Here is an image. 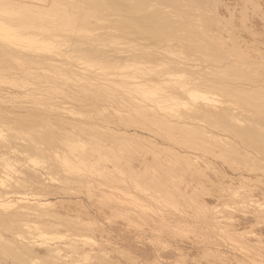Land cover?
Here are the masks:
<instances>
[{"label": "bare ground", "instance_id": "1", "mask_svg": "<svg viewBox=\"0 0 264 264\" xmlns=\"http://www.w3.org/2000/svg\"><path fill=\"white\" fill-rule=\"evenodd\" d=\"M243 2L236 11L226 0H0V84L10 85L0 87L2 257L124 264L103 255L112 228L98 223L120 218L113 230L142 232L157 250L122 245L147 264H264V0ZM248 16L260 42L235 30ZM111 68L133 71L96 74ZM102 102L128 114L109 117L103 134ZM46 177L81 184L86 204L64 201ZM217 185L241 189L242 209L207 200ZM125 187L138 196L113 191Z\"/></svg>", "mask_w": 264, "mask_h": 264}, {"label": "rangeland", "instance_id": "2", "mask_svg": "<svg viewBox=\"0 0 264 264\" xmlns=\"http://www.w3.org/2000/svg\"><path fill=\"white\" fill-rule=\"evenodd\" d=\"M63 3H65V4H74V0H61ZM227 2H229L230 1V3H236L235 4V8L237 9L236 11H239L241 8H242V6H243V0H237V2H236V0H226ZM234 1V2H233ZM239 2V3H238ZM224 3H226L225 1H224ZM261 3V2H260ZM260 3H259V10H257V11H255V13L256 12H262L263 11V7H264V2H262L261 3V5L263 4V7L260 5ZM75 4H77V5H75L76 7H77V9L79 8L78 6L80 5L79 3H75ZM240 7V8H239ZM59 8H62V7H59ZM59 8H57V7H55L54 8V10L56 9H59ZM220 9H222V7L220 8ZM223 9H224V7H223ZM262 9V10H261ZM71 10H72V8H71ZM79 10V9H78ZM78 10H76L75 9V11H78ZM219 10V9H218ZM74 11V10H73ZM248 12H250V10H248ZM258 12V13H259ZM92 13V12H91ZM258 13H256V14H258ZM262 13H264V11L262 12ZM251 19H250V18ZM248 18L251 20H249V21H247L246 22V24H245V26H243L241 23H238V25L236 26V28H235V30H236V32H240L241 33V30H242V35H245V37H247V38H249L248 37V33L249 34H251V37L252 38H250V39H248V40H253V38L255 37V40H257V42H260V38L258 37V36H256L255 34L254 35H252V33L250 32V30H249V27H250V25H251V22H253L254 20H256L257 19V16H248ZM253 18V19H252ZM93 20V19H92ZM91 22V21H90ZM94 21H92V23H93ZM249 24V25H248ZM255 25V24H254ZM253 25V26H254ZM238 27H239V30H238ZM240 27H241V29H240ZM248 27V28H247ZM245 28V29H244ZM247 28V29H246ZM245 30V32H244V30ZM115 30H112L110 33H113ZM247 31V32H246ZM239 33V34H240ZM244 33V34H243ZM246 34H247V36H246ZM254 36V37H253ZM258 37V38H257ZM261 39H263V38H261ZM81 67V66H80ZM129 71H133V69L132 68H130V69H123V68H120V69H115V68H111V69H103V70H101V71H96V74L98 75V77L99 78H101L102 79V81L104 82V80H110V79H119L120 77L119 76H117V74H122V73H128ZM118 72H120V73H118ZM136 77H138V75L136 76ZM1 82V81H0ZM3 83V82H2ZM1 83V84H2ZM0 84V87L1 88H9L10 87V85H9V87L7 86V82H4L3 84H6V86L4 85V87H3V84L1 85ZM69 84V83H68ZM71 85V84H70ZM75 85L76 84H73V85H71V88L74 86V88H75ZM63 87V89H66L67 91H69V90H71V89H68V88H64V86H62ZM54 88V87H53ZM59 89H55V91L56 92H63L62 94H63V96H64V94H65V91H58ZM72 91L73 90H71L69 93H72ZM18 99L19 98H14V101L12 100V104L14 103L15 105H16V107L17 106H21L20 105V103H21V101H22V99H20L19 101L20 102H18ZM52 102H54V103H56L57 105H58V107H60L59 109H63V108H68L69 107V105H59V103H61V100H59V98H54V99H52L51 100ZM57 101V102H56ZM59 101V102H58ZM19 103L18 105H17V103ZM73 103V102H72ZM12 104H4V108L3 109H1V110H7V113H9V110L10 109H12V107H13V105ZM56 104H55V106H56ZM102 106H100V107H98V105H97V108H98V110H96V109H94V119H96L97 120V118H98V120H97V123L96 124H94V127H96V129H98L97 131L98 132H100V133H102V132H106L107 133V130H105L104 131V129H103V127H104V123L107 125V123L110 121L111 122V119L109 118V117H113L114 115H115V119L117 118H122V117H124V116H127L128 114L125 112L126 111V109H124V108H121V109H119L120 110V112H116V111H113V107L111 106V104L110 103H107V102H102V103H100ZM99 104V105H100ZM9 105V106H8ZM12 105V106H11ZM14 105V106H15ZM26 104H24V106H25ZM71 105V104H70ZM106 105V106H105ZM109 105V106H108ZM30 107V105H26V107ZM64 106H66V107H64ZM9 107V108H8ZM2 108V107H1ZM59 111H62V113L60 112V114H62V116H63V114L64 115H66V116H63L64 117V120L69 116L70 117V114H66V113H64L63 112V110H59ZM115 112V113H114ZM54 113H57L56 111L54 112ZM81 115H78L76 118L75 117H73V118H69V119H66V121L67 122H73L74 123V120L73 119H75V122H76V120L77 119H79V118H83V117H80V116H82V113H80ZM6 115H8V114H6ZM83 115H85L84 113H83ZM110 115V116H109ZM72 116H74V115H71V117ZM76 116V115H75ZM110 120H109V119ZM114 118V117H113ZM99 119H100V121H99ZM106 120H109V121H106ZM103 122V123H102ZM109 122V123H110ZM77 123V122H76ZM75 123V124H76ZM102 124L103 126H100L99 127V124ZM100 124V125H101ZM97 125V126H96ZM105 125V126H106ZM93 127V128H94ZM98 127V128H97ZM102 127V128H101ZM99 128H100V131H99ZM106 133H104V134H106ZM103 134V133H102ZM150 134V133H149ZM151 135V134H150ZM120 140V139H119ZM121 141V140H120ZM104 153H107L108 154V152H104ZM111 153H109L108 155H110ZM111 156V155H110ZM109 156V157H110ZM117 162H119L118 160H116ZM105 164H107V165H110L111 163H110V161H109V159L107 160V162L105 161L104 162ZM119 163H122V161L121 162H119ZM217 173V172H216ZM219 175V174H218ZM1 176V178L0 179H2L1 181H3V180H5V179H9V178H5V176L3 175H0ZM48 177H46V180H45V183L47 184V186H50L49 188H59V189H65L66 191H67V197L65 198V200L64 201H66V202H77V200H80V201H83V203L84 204H86V199H85V197H84V190L83 189H80L79 187H82V185L81 184H76V183H73V184H61V181H51V180H48L47 179ZM212 181V180H211ZM96 183H94L93 185L94 186H96L97 187V184L95 185ZM214 185H216V184H214ZM220 186V185H219ZM218 185L216 186V187H210V188H215L216 189V191L217 192H214V190L213 189H210V190H212V193H211V191H207L206 193L208 194V196L210 197H206V196H204V197H206L207 198V200L209 199V200H216L215 202H217L218 200H219V198L222 200H219L220 202H217L218 203V205L219 206H221V207H219L218 206V208H220V209H224V211L225 212H227V213H232L233 211H236L239 207L241 208V205L239 206V205H237V201H239L240 199H239V197H238V194L237 193H239L240 195L242 194L241 192V189H238L237 187H223V185H222V187H219ZM100 187H105V186H100ZM126 188H129L130 190L129 191H131V194L132 195H134V196H138L137 195V192L134 190V189H132L131 187H125V188H119V189H114L113 191L117 194V195H119V196H121V197H123V198H127V194H124V192L122 191L123 189H126ZM189 189L190 188H192V187H188ZM233 188H234V190H233ZM245 189H246V187H244ZM198 189H200V188H198ZM196 190L195 192H197L198 193V191L199 190ZM224 189V190H223ZM229 191H228V190ZM222 190V191H221ZM240 190V191H239ZM226 192V194H225V192ZM233 191V192H235V191H237V192H235L234 194H236V195H234L233 194V192L231 193V192ZM239 191V192H238ZM200 192V191H199ZM201 192H203V191H201ZM210 192V193H209ZM220 194H219V193ZM144 193H147V192H144ZM216 193H217V195H216ZM222 193V194H221ZM228 193H231V194H229V196H231L232 198H234V202H233V199L231 200V201H229V199H231L229 196L227 197L226 195L228 194ZM203 194V193H202ZM211 194H212V198H211ZM219 194V195H218ZM223 194H225L224 195V197H223ZM200 195V194H199ZM221 195V196H220ZM233 195V196H232ZM227 197V199H225ZM75 198H77V200H75ZM79 198V199H78ZM205 198V199H206ZM223 198H224V200H223ZM52 200H53V198H51ZM200 200L202 199V198H199ZM218 199V200H217ZM237 199V201H235ZM226 200H227V205H228V207H227V205H226ZM54 201V200H53ZM52 201V202H53ZM225 201V202H224ZM229 201V202H228ZM237 202V203H236ZM54 203V202H53ZM222 203H225V204H222ZM232 203H234V204H232ZM182 205H183V203H182ZM182 205H180L181 207H183L182 209H184V207L185 206H182ZM222 205H223V207H222ZM225 205V206H224ZM229 205H230V207H229ZM233 205V206H232ZM239 206V207H237V206ZM177 206H179V205H177ZM232 206V207H231ZM235 206L237 207L236 209H235ZM168 210V213L170 212V214H176L175 212V208H176V210L178 209V208H180V207H176L175 206V208H173L172 206H168V207H166ZM186 208V207H185ZM238 209V210H241V209ZM181 209V208H180ZM181 209V210H182ZM186 209H188V208H186ZM192 208H190V210H191ZM232 209H234V210H232ZM227 210V211H226ZM231 210V211H230ZM237 210V211H238ZM175 211V212H174ZM193 211H195L194 209H193ZM195 213V212H194ZM112 220H108V222H106L107 220L106 219H98V223H99V225H100V223L102 224V225H105V227H106V225H107V227H110V228H112V230H110V235H111V238L110 239H108V238H104V239H102L101 238V241H103V242H105V243H103L102 242V246H104V249H103V255L105 256V258L106 259H111L113 256H117V257H120V258H124L125 259V263L124 264H147V262H148V260L147 259H145V257L143 256V254L140 252V251H129V252H127L126 250H123V248H121V247H125V246H122L123 244L124 245H126V246H130V245H138V246H140V248L141 247H143V246H146V247H148V248H150V250L151 251H149L150 252V254H152L154 257H157V254H156V251L157 250H155L154 249V247H153V245H151V242H150V240H149V242H148V240H146V239H143V237L140 235L141 233H138V231L137 230H133L132 231V233H131V230L129 229V231L127 230H113V227L115 228L116 226H118V225H120L119 224V221H120V223L122 222V220L120 219V218H115L114 220H113V218H111ZM118 219H120V220H118ZM101 221H103L104 222V224H103V222H101ZM111 221H112V223L113 224H111ZM114 221V222H113ZM116 221H118V223L116 222ZM109 224H110V226H109ZM116 224V225H115ZM113 225V226H112ZM115 225V226H114ZM136 232V233H135ZM84 234H87L86 236L87 237H89V238H91L93 241L95 240V242H96V244H98L99 243V241H100V237H97V235H94V234H90V233H84ZM151 232H148V235H147V237H151ZM140 236V237H139ZM95 237V238H94ZM99 238V239H98ZM112 239V240H111ZM107 241H109V242H107ZM107 243V244H106ZM100 244V243H99ZM113 244H115V245H118L117 247L118 248H116L115 247V245H113ZM93 247H94V245H93ZM2 256L0 255V258H1ZM3 258V259H2ZM1 259H0V264H11L12 262L10 261L11 259H9V258H4V257H2ZM6 259V260H5ZM4 260V261H3ZM8 260H9V262H8ZM2 261H3V263H2ZM162 261V260H161ZM8 262V263H7ZM13 263H15V262H13ZM12 263V264H13ZM161 264H172V262L170 261V260H163L162 262H160ZM16 264H18V263H16ZM80 264H83V263H80ZM84 264H88L87 262H84Z\"/></svg>", "mask_w": 264, "mask_h": 264}]
</instances>
